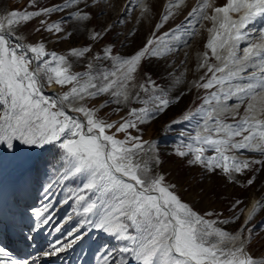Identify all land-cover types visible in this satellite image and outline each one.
Here are the masks:
<instances>
[{"label": "snow or ice", "instance_id": "1", "mask_svg": "<svg viewBox=\"0 0 264 264\" xmlns=\"http://www.w3.org/2000/svg\"><path fill=\"white\" fill-rule=\"evenodd\" d=\"M102 2L62 0L61 4L31 11L12 9L6 17L0 18V145L10 152L16 151L17 144L29 149L55 145L60 150L61 180H79L67 199L59 202H75L76 226L67 231L66 239L50 243L42 255L57 256L84 240L89 232L99 230L120 245L114 249L102 245L106 250L102 264H129L126 258L129 256L137 264H261V260L247 250L252 237L250 231L244 236L243 228L264 208V201L253 205L242 230L229 233L217 226L218 221L207 218L215 213H199L192 203L182 199L175 183L167 182L162 173H154L153 165L162 163L159 155H151L153 147L149 141L132 135L130 129L139 131V124L153 119L173 103L165 90L149 80L151 90L140 85L145 93H150L141 101L144 107L131 108L120 121L99 115L110 103L128 102V83L135 79L134 74L145 57L159 58L173 51L166 40L169 33L162 37L154 34L143 48L129 57L114 54V44L106 45L102 49L103 59L112 62L111 69H94L90 62L85 72L73 71L66 55L47 51L43 38L23 43L15 35L14 26L22 22L42 15L50 17L70 8L74 11L68 12L69 20L90 23L92 13L81 9L80 5L92 8ZM131 2L129 0V5ZM182 4L184 0H170L162 19L167 21L173 15L171 9ZM30 7L35 8V0H31ZM128 11L126 5L121 15ZM149 11V6L143 4L141 16ZM188 18L211 22L205 47L219 63L210 64L209 52L203 53L198 66L207 68L211 76L206 80L201 77L205 82L196 86L216 90L204 98V105L209 108L199 110L204 114L203 123L198 125L202 131L182 141L174 152L181 158L190 157L189 165H200L208 174L220 172L230 182L235 181V174L252 171L253 165L264 167V159L240 160L229 154L231 150H250L264 157V24L255 27L258 19L264 21V0H225L219 6L216 0H197ZM123 22V19L116 21ZM39 23L37 32L43 30L58 38L72 36L71 32H65L63 20L52 23L40 20ZM113 27L109 25L102 31L92 29L90 39H103ZM160 27L162 24L156 25L157 29ZM256 32L261 42H252ZM243 42L247 45L241 51ZM91 51V44L69 49L70 55L78 59L85 58ZM98 58L99 55L92 57L93 60ZM249 68L256 71L243 75ZM52 85L70 87L63 93L46 95L44 90ZM104 94L110 99L98 108L70 104L71 100H91ZM139 95L136 93L137 99ZM232 98L238 103L229 109L226 102ZM175 100L178 102L179 97ZM242 105H246L245 114L238 120L228 123L221 119V114L230 110L234 116L239 115ZM119 111V107L114 110ZM192 115L185 114L184 119L190 120ZM120 133L124 134L123 138L118 136ZM236 137L242 138L235 140ZM143 156L148 158L143 159ZM255 179L253 175L247 184L251 185ZM239 203L241 201H236ZM53 207L54 204L49 203L41 210L33 209L37 222L48 225L53 219L49 214ZM72 219L73 216L68 215L65 222ZM55 230L61 232L62 226ZM9 256L8 249L0 246V264H36L35 259Z\"/></svg>", "mask_w": 264, "mask_h": 264}, {"label": "rangeland", "instance_id": "2", "mask_svg": "<svg viewBox=\"0 0 264 264\" xmlns=\"http://www.w3.org/2000/svg\"><path fill=\"white\" fill-rule=\"evenodd\" d=\"M169 2L170 0H132L129 5V0H103L99 7L92 8H84L81 4V9L90 11L93 15L90 23L78 22L75 19L69 20L68 12L74 11V8H70L64 12L53 13L50 17L42 15L30 22H22L14 26V32L23 43H34L43 38L46 50L66 55L72 64V70L76 72L87 71V65L90 62L94 69L101 71L111 69L112 62L103 59L102 49L106 45L114 44V54L129 57L143 48L154 34L162 37L163 34L169 33L166 40L173 46V51L159 58L145 57L138 72L134 74L135 79L128 83V102L119 105L110 103L99 112V115L107 117L110 121H120L121 117L127 116L131 108L144 107L141 101L147 99L150 93H145L140 85L151 90L153 86L148 82L149 80L165 90L173 99V103L153 119L139 124V131L137 129H130V131L132 135H139L144 141L150 142L153 147L152 156L159 155L162 163L153 165L154 173H162L167 182L175 183L176 191L184 201L192 203L196 211L201 214L215 213L207 218L218 221V227L235 232L241 224H245L242 218L249 199L255 196L258 197V201H264V167L253 165L252 171L245 170L244 174H235V181L230 182L220 172L208 174L200 165H189L187 159L190 157L181 158L175 155L174 149L177 145L195 135L198 130L202 131L198 125L203 123L204 114L199 110L202 107L209 108L208 105H204V98L209 92L216 90L196 86L197 83L205 82L201 80V77H205L206 80L211 76V73H207V68L198 66L203 60V53L209 52L210 64L219 62L211 57L210 50L205 47L209 38L207 29L212 26L211 22L203 20L197 22L194 18H188V13L192 7L196 6L197 0H184V4L180 7L171 9L173 15L164 21L162 17L168 10ZM224 2L225 0H216V5H222ZM61 3L62 0H35V8H33L30 7L31 0H0V18L6 17L12 9L31 11ZM143 4H147L150 11L141 16ZM126 5L129 6V11L122 16ZM101 9H103V14H101ZM119 19H123L124 22L116 23ZM40 20H47L48 23L63 20L65 32H71V38H65L63 35L58 38V35L43 30L37 32L35 29L40 27ZM191 21L193 24L188 31ZM157 24H162V27L157 29ZM262 24L264 21L258 19L255 27L259 28ZM109 25H114V27L103 39L99 41L90 39L92 29L102 31ZM178 26H180L179 29ZM174 30L182 33L186 31L188 35L172 40ZM258 37L259 32L254 33L252 42H261L257 39ZM89 44L92 45V51L87 53L85 58L78 59L70 55V48ZM246 45L247 42L241 44V51ZM96 55L100 58L93 60L92 57ZM252 71L256 69L249 68L243 75L246 76ZM53 86V91H47L48 88L44 90L46 95L63 93L70 87ZM136 93L140 94L139 99L136 98ZM176 97H179L178 102L175 100ZM109 99L110 96L104 94L91 100H71L70 104L72 107L87 104L88 107L98 108L101 103ZM226 103L228 107H233L238 101L232 98ZM245 106L240 107L239 115L234 116L230 110L222 113L221 119L233 123L245 114ZM117 107L120 108L118 113L114 112ZM185 114L193 115L190 120H185ZM173 121H179V123H172ZM118 136L123 138L124 134L120 133ZM241 138L236 137L235 140ZM229 154L237 156L240 160L264 159L259 153L250 150H231ZM59 155L60 150L55 145H48L43 149L40 147L29 149L17 144L15 152H10L0 145V239L5 238L7 241V232H9L7 227L9 224L16 225L15 227L21 230L23 240L29 243L27 250L33 251L36 264H50L52 261L51 264H102V257L106 251L102 245L107 244L113 249L120 245L112 237L99 230L89 232L84 240L57 256L44 257L42 255L50 243H54L57 239H66L67 231L76 226L78 219L73 211L74 201H69L68 204L59 203L67 199L70 190L79 183L78 179L68 182L61 180ZM142 158L147 159L148 157L143 156ZM257 168L260 169L258 172L255 171ZM253 175L256 179L248 185L247 180ZM238 200L241 203L236 204ZM49 203L54 204V207L49 210L53 219L48 225H43L37 222L32 210H41ZM233 205L236 206L233 207ZM68 215H72L73 219L65 222ZM237 216L238 219H236ZM226 220L229 222L222 223ZM58 226H62L61 232L55 230ZM34 228L36 231H32ZM249 231L252 238L247 250L255 258L261 260V264H264V208L243 228L244 236L247 237ZM6 245L8 243L3 241L0 246L7 247ZM58 256L59 259L53 260ZM31 258V256L25 257L26 260ZM126 258L129 264H137V261L130 256Z\"/></svg>", "mask_w": 264, "mask_h": 264}, {"label": "bare ground", "instance_id": "3", "mask_svg": "<svg viewBox=\"0 0 264 264\" xmlns=\"http://www.w3.org/2000/svg\"><path fill=\"white\" fill-rule=\"evenodd\" d=\"M194 21V20H193ZM193 21H191L190 23H189V27H188V31L191 29V25L193 24ZM183 31V30H182ZM185 33H182V32H180L179 30H174V35L172 34V40L173 39H178L180 36L182 37V36H186V35H188V32H186V31H184ZM177 43H179V42H177ZM49 88H54V86L52 85L51 87H49ZM229 109H232V107H229ZM256 202H258V197H255V196H252L250 199H249V201H248V203H247V205H246V207H245V209H244V212H243V218H242V222H244L245 220L244 219H246V217H248V215H249V212L252 210V208H253V205L256 203ZM242 225V224H241ZM242 229V227L241 226H239V229H237L235 232H229V231H227V230H225V231H227V232H229V233H232V234H235V233H237L238 231H240Z\"/></svg>", "mask_w": 264, "mask_h": 264}, {"label": "water", "instance_id": "4", "mask_svg": "<svg viewBox=\"0 0 264 264\" xmlns=\"http://www.w3.org/2000/svg\"><path fill=\"white\" fill-rule=\"evenodd\" d=\"M47 91H53V88H48V90ZM247 218V217H246ZM241 227L243 226V224L242 225H240Z\"/></svg>", "mask_w": 264, "mask_h": 264}]
</instances>
